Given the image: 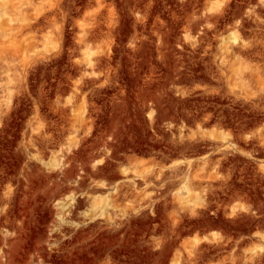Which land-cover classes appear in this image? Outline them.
Returning a JSON list of instances; mask_svg holds the SVG:
<instances>
[{
  "label": "rangeland",
  "instance_id": "rangeland-1",
  "mask_svg": "<svg viewBox=\"0 0 264 264\" xmlns=\"http://www.w3.org/2000/svg\"><path fill=\"white\" fill-rule=\"evenodd\" d=\"M8 1L0 264H264V0Z\"/></svg>",
  "mask_w": 264,
  "mask_h": 264
},
{
  "label": "bare ground",
  "instance_id": "bare-ground-1",
  "mask_svg": "<svg viewBox=\"0 0 264 264\" xmlns=\"http://www.w3.org/2000/svg\"><path fill=\"white\" fill-rule=\"evenodd\" d=\"M12 1H10V3H11ZM9 3V1L8 0H0V29H1V31H2V28L3 27H6L5 25H4V23H5V21H6V23H11V22H13L14 20H11V19H8L7 20V18H5V17H3L2 18V16H7V12H5V10H6V8H5V6H7V4ZM11 17V16H10ZM2 18V19H1ZM1 20H3V21H1ZM8 21V22H7ZM2 22H4L3 23V25L1 24ZM9 24H7V27H8V25ZM12 25V24H11ZM11 25H9V27H10V29H11ZM6 27V28H7ZM9 27L7 28V31H5L6 32V34H7V32H11V30L9 29ZM5 28V29H6ZM4 29V28H3ZM9 30V31H8ZM0 31V32H1ZM33 31V30H32ZM3 32V31H2ZM4 32V33H5ZM12 33V32H11ZM10 33V34H11ZM9 34V33H8ZM5 35V34H4ZM12 35V34H11ZM232 36V35H231ZM3 37V36H2ZM231 38V40L230 41H232V42H234V43H236L237 42V37L235 36V35H233L232 37H230ZM47 39V38H46ZM25 42V41H24ZM28 43V42H27ZM32 54V53H31ZM255 142V141H254ZM264 144V143H263ZM255 149V148H254ZM256 151H257V149H255ZM29 151V150H28ZM261 152V151H260ZM63 153V152H62ZM256 154L258 153V151L257 152H255ZM254 153V154H255ZM264 154V153H263ZM253 156V155H252ZM61 157V156H60ZM260 157V156H259ZM59 159V158H58ZM96 163H100L99 161H97ZM54 167L55 168H62L63 167V164H62V158H60L59 160H57L55 163H54ZM56 170V169H55ZM127 171L126 170H124V173H126ZM260 172H262L263 173V176H264V165L262 164L261 165V167H260ZM256 173V172H255ZM127 174V173H126ZM261 174V173H260ZM259 174V175H260ZM258 175V176H259ZM210 177V176H209ZM216 178V177H215ZM256 178V177H255ZM200 179H202V178H200ZM206 179V178H205ZM212 179H213V177H212ZM253 179H254V177H253ZM258 179V178H257ZM256 180V179H255ZM262 180V179H261ZM200 181H202V180H200ZM207 181V180H206ZM263 181V180H262ZM203 182H204V180H203ZM79 182H76V184H78ZM81 184V183H80ZM135 184V183H134ZM191 183H190V179H188V181L186 182V184H184V186H183V188H182V190H184V191H186L187 193H189V195H190V193H191V191H192V189H191V185H190ZM204 185V184H203ZM254 185V184H253ZM257 185V184H256ZM102 186H104V183L102 184ZM117 189L118 188H116L115 189V191L114 192H117ZM254 189V188H253ZM188 198H189V196H187ZM68 199L66 200V201H62V202H59L58 203V205H59V207H60V209H61V211L62 212H66L69 208H72L75 204H76V196H74L73 194H71L70 196H68L67 197ZM187 198V199H188ZM103 199H105V198H103ZM102 198H101V202L103 203V200ZM109 200H110V198H109ZM192 200V199H191ZM189 201V202H192V201ZM197 200L198 201H200L201 200V198H197ZM106 201V200H105ZM188 201V200H187ZM100 202V201H99ZM203 202V201H202ZM98 203V202H97ZM105 203V202H104ZM188 203V202H187ZM193 203H195V202H193ZM199 203V202H198ZM197 203V204H198ZM200 204V203H199ZM101 206V205H100ZM197 208V207H196ZM94 209V208H93ZM103 209V208H102ZM60 211V212H61ZM102 212V211H101ZM87 213V212H86ZM66 214V213H65ZM94 214V213H93ZM105 214V213H104ZM91 215V214H90ZM102 215H103V213H102ZM111 215V214H110ZM64 216V215H63ZM62 216V217H63ZM2 217V216H1ZM60 217H61V215H60ZM255 217V216H254ZM104 218V217H103ZM64 219V218H63ZM101 219V218H100ZM114 220V219H113ZM62 221V220H61ZM65 221V220H64ZM63 221V222H64ZM66 222V221H65ZM112 222V221H111ZM260 232V231H259ZM262 233H264V232H262ZM262 233H258V232H255L254 233V235L256 236V237H258V238H261V240L263 241V243L262 244H256L255 245V247L253 248V252H252V256H251V261L252 262H259L260 260H262V258H264V234H262ZM204 239H207V238H204ZM203 240V239H202ZM56 245V244H55ZM60 247V246H59Z\"/></svg>",
  "mask_w": 264,
  "mask_h": 264
}]
</instances>
